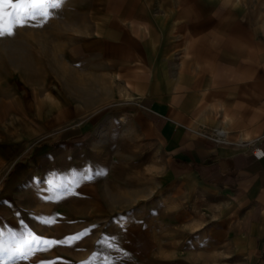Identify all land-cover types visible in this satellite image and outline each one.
Wrapping results in <instances>:
<instances>
[{
    "label": "rangeland",
    "instance_id": "374dc122",
    "mask_svg": "<svg viewBox=\"0 0 264 264\" xmlns=\"http://www.w3.org/2000/svg\"><path fill=\"white\" fill-rule=\"evenodd\" d=\"M100 5L64 0L43 26L0 37V140L15 147L0 173V249L24 254L4 264H240L212 205L169 184L124 110L142 84L111 58L125 44L103 38ZM200 104L210 110L190 111L202 130L240 131L214 100ZM34 238L64 243L29 252Z\"/></svg>",
    "mask_w": 264,
    "mask_h": 264
},
{
    "label": "crops",
    "instance_id": "0c3cea01",
    "mask_svg": "<svg viewBox=\"0 0 264 264\" xmlns=\"http://www.w3.org/2000/svg\"><path fill=\"white\" fill-rule=\"evenodd\" d=\"M100 3L103 38L125 44L111 58L142 84L124 110L162 157L167 181L212 205L216 233L240 264H264V156L252 154L264 150V0ZM201 99L227 110L240 131L218 141L202 130L190 111L210 110ZM9 141L0 140V173L15 151Z\"/></svg>",
    "mask_w": 264,
    "mask_h": 264
},
{
    "label": "snow or ice",
    "instance_id": "6c2138e0",
    "mask_svg": "<svg viewBox=\"0 0 264 264\" xmlns=\"http://www.w3.org/2000/svg\"><path fill=\"white\" fill-rule=\"evenodd\" d=\"M63 2L64 0H0V37L11 36L14 34V30H18L20 27L43 26L53 14V10L59 8ZM5 6L8 11L4 10ZM101 174L102 172L99 169L93 170L91 173L85 171L81 179L90 181ZM78 238L79 236L66 239ZM57 243H64V241L57 242L34 238L29 246V252L39 250L41 246L47 247ZM32 244L35 245V249ZM5 254H7L8 259H12L16 254L21 257L24 256L18 250L14 251L5 247L0 249V264H4ZM40 264H46V262L41 261Z\"/></svg>",
    "mask_w": 264,
    "mask_h": 264
},
{
    "label": "built area",
    "instance_id": "2783aa9c",
    "mask_svg": "<svg viewBox=\"0 0 264 264\" xmlns=\"http://www.w3.org/2000/svg\"><path fill=\"white\" fill-rule=\"evenodd\" d=\"M228 137H229L228 133H225L223 135H219L218 137H215V139L218 141H226V140H228ZM252 154L255 157L259 158L261 156H264V150H262L258 145H254V147L252 149Z\"/></svg>",
    "mask_w": 264,
    "mask_h": 264
},
{
    "label": "bare ground",
    "instance_id": "6f19581e",
    "mask_svg": "<svg viewBox=\"0 0 264 264\" xmlns=\"http://www.w3.org/2000/svg\"><path fill=\"white\" fill-rule=\"evenodd\" d=\"M216 133L218 134V135H223V134H225L226 133V131L225 130H223V129H216Z\"/></svg>",
    "mask_w": 264,
    "mask_h": 264
}]
</instances>
